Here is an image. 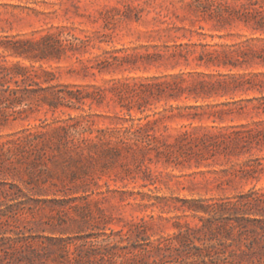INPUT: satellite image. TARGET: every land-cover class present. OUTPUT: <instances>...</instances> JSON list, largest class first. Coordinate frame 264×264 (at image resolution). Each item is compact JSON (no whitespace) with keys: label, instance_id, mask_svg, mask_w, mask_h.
Segmentation results:
<instances>
[{"label":"rangeland","instance_id":"374dc122","mask_svg":"<svg viewBox=\"0 0 264 264\" xmlns=\"http://www.w3.org/2000/svg\"><path fill=\"white\" fill-rule=\"evenodd\" d=\"M250 4L264 0H0V64L91 95L54 111L36 84L31 108L0 99V264H264V26ZM45 35L57 48L19 43ZM224 77L220 93L189 90ZM153 80L178 96L132 90ZM69 117L97 145L20 138ZM155 118L159 143L244 137L167 154L121 142Z\"/></svg>","mask_w":264,"mask_h":264},{"label":"trees","instance_id":"16d2710c","mask_svg":"<svg viewBox=\"0 0 264 264\" xmlns=\"http://www.w3.org/2000/svg\"><path fill=\"white\" fill-rule=\"evenodd\" d=\"M251 4H253L251 2ZM250 5H245V15L246 20L251 19L253 17L256 18V16H259V18H256L255 21L258 24V26H264V7L263 5H259V7H254ZM53 37L51 35H45L42 37L41 40L35 42V41H27V42H19V43H26L27 45H38V44H46L55 47V43H53ZM29 43V44H28ZM13 48L17 49V47L13 46ZM57 48V46L55 47ZM18 50V49H17ZM21 50H25L27 52L28 47H23ZM22 52V51H19ZM212 60V58H210ZM226 62V61H224ZM44 73H51L47 72L45 69H43ZM0 78L4 80H13L16 83V87H12L10 84L5 85L4 83L0 82V84L4 87V95L0 97L1 100H4L6 102V106L9 107H15L17 105L26 104L28 107H32L30 105L33 101L32 99L35 98V93L38 91V89L31 88L32 85L36 84L41 86V90H45V94L42 96L41 99H37L36 105H47L50 109L57 110L61 105L66 106H72L75 105L76 102H82L84 101V98H87L91 95H83L79 89L75 90L72 88H69L68 86L64 87H58L55 84L51 83V80L53 77H41L40 72L33 68H28L25 66H19L15 65L12 67L5 66L3 64H0ZM48 82L47 87H43L41 83ZM123 86H130V82H119ZM21 84H24L23 87H21ZM230 85L229 80H227L225 77L220 78L216 80V82L207 81L204 80L202 82V88L204 89L207 87L208 89L206 91H202L201 89H193L189 88V90H193L195 94L202 95V94H213V93H220V89L226 90L225 88ZM179 88V84L177 83L176 86ZM172 88V83L169 81L165 82H158V81H150L144 85V87L140 89H132L136 94L142 95V94H150L153 96H157L158 98L167 95L168 97H177V93L175 91H169ZM220 88V89H218ZM258 107L264 108V103L259 105ZM224 109L220 110H214V112H223ZM174 115V114H172ZM170 116V115H168ZM186 116H189L191 118H198L202 117V113H188ZM71 120H75L73 117H69V120H63L62 123L54 125L51 127L48 131H43L42 129H36V130H28L27 134L24 136H20L22 141H25L26 143L30 145L38 144L39 142H42V138L45 135H50L51 138L56 140L57 145H63L67 144L69 141H72L73 143L78 145L75 146V148H79L82 146V143L87 142V147H92L93 145H97V143L94 141V138L86 137L81 134L79 131V125L82 123L79 120H75V122H70ZM158 118L155 119H148L145 123H139L136 127L127 129V132H129V135L120 138L121 142L124 145H131L130 140H132V143H141V147H150L153 149H156L158 153H169L173 147H178L179 149H184L186 147H193V146H203V147H211V146H218L225 138H243L244 135L240 131H234V134L232 132L222 131V130H207L203 136H195L192 131L190 130H184L179 133L176 140L174 142H162L159 143L155 141L154 139H157V136H153L151 133L146 131V128L148 125H150L152 122L157 121ZM76 135H81L79 137H76ZM99 137V136H98ZM47 139V138H46ZM77 141V142H76ZM197 142V143H196ZM103 143H110L107 141H103ZM132 147V146H130ZM108 149H110L114 154L119 155L121 154V149L112 146L108 144Z\"/></svg>","mask_w":264,"mask_h":264}]
</instances>
